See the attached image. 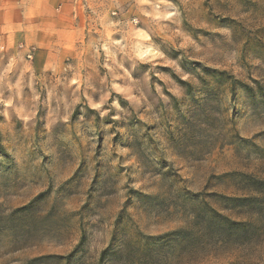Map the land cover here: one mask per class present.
<instances>
[{
  "label": "rangeland",
  "instance_id": "1",
  "mask_svg": "<svg viewBox=\"0 0 264 264\" xmlns=\"http://www.w3.org/2000/svg\"><path fill=\"white\" fill-rule=\"evenodd\" d=\"M75 13L0 32V264H264V0Z\"/></svg>",
  "mask_w": 264,
  "mask_h": 264
},
{
  "label": "crops",
  "instance_id": "2",
  "mask_svg": "<svg viewBox=\"0 0 264 264\" xmlns=\"http://www.w3.org/2000/svg\"><path fill=\"white\" fill-rule=\"evenodd\" d=\"M77 9L78 0H0V32L18 38L26 48H48L49 36L66 31V23L75 29Z\"/></svg>",
  "mask_w": 264,
  "mask_h": 264
}]
</instances>
